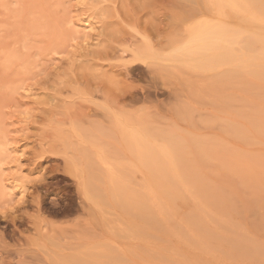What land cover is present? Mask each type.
I'll return each instance as SVG.
<instances>
[{"label":"rangeland","instance_id":"374dc122","mask_svg":"<svg viewBox=\"0 0 264 264\" xmlns=\"http://www.w3.org/2000/svg\"><path fill=\"white\" fill-rule=\"evenodd\" d=\"M0 264H264V0H0Z\"/></svg>","mask_w":264,"mask_h":264},{"label":"bare ground","instance_id":"6f19581e","mask_svg":"<svg viewBox=\"0 0 264 264\" xmlns=\"http://www.w3.org/2000/svg\"><path fill=\"white\" fill-rule=\"evenodd\" d=\"M182 8H183V7H182ZM184 9H186V8H184ZM188 13H189V12H188ZM188 13H187V14H188ZM188 16H189V15H188ZM200 23H201V22H200ZM189 26H190V25H189ZM127 56H128V55H127ZM135 70H136V69H135ZM172 88H173V87H172ZM153 238H155V237H153ZM157 240H158V239H157Z\"/></svg>","mask_w":264,"mask_h":264}]
</instances>
